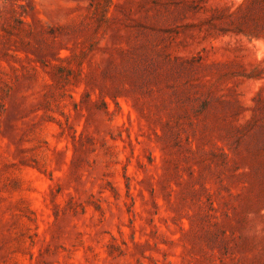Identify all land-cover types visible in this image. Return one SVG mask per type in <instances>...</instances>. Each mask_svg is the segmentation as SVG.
<instances>
[{
	"label": "rangeland",
	"instance_id": "obj_1",
	"mask_svg": "<svg viewBox=\"0 0 264 264\" xmlns=\"http://www.w3.org/2000/svg\"><path fill=\"white\" fill-rule=\"evenodd\" d=\"M0 264H264V0H0Z\"/></svg>",
	"mask_w": 264,
	"mask_h": 264
}]
</instances>
